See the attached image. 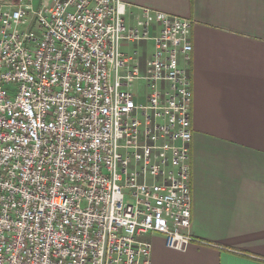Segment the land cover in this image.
<instances>
[{
  "label": "built area",
  "instance_id": "built-area-1",
  "mask_svg": "<svg viewBox=\"0 0 264 264\" xmlns=\"http://www.w3.org/2000/svg\"><path fill=\"white\" fill-rule=\"evenodd\" d=\"M122 5L0 0V264H151L149 235L192 241V23L128 27ZM143 40L144 72L120 48Z\"/></svg>",
  "mask_w": 264,
  "mask_h": 264
},
{
  "label": "crops",
  "instance_id": "crops-1",
  "mask_svg": "<svg viewBox=\"0 0 264 264\" xmlns=\"http://www.w3.org/2000/svg\"><path fill=\"white\" fill-rule=\"evenodd\" d=\"M122 2L128 27L145 10L192 23V241L175 250L149 235L151 264H264V0ZM120 48L144 72L154 45L122 41Z\"/></svg>",
  "mask_w": 264,
  "mask_h": 264
},
{
  "label": "rangeland",
  "instance_id": "rangeland-1",
  "mask_svg": "<svg viewBox=\"0 0 264 264\" xmlns=\"http://www.w3.org/2000/svg\"><path fill=\"white\" fill-rule=\"evenodd\" d=\"M52 0H31V5L34 10L42 7L43 5H48ZM145 92V83L142 81H138V84L133 87V93L138 95H142Z\"/></svg>",
  "mask_w": 264,
  "mask_h": 264
}]
</instances>
